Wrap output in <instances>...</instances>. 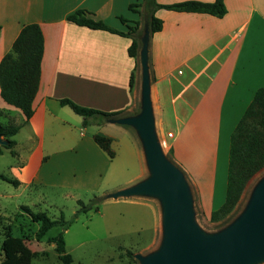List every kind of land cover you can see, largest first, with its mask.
<instances>
[{
  "label": "crops",
  "instance_id": "1",
  "mask_svg": "<svg viewBox=\"0 0 264 264\" xmlns=\"http://www.w3.org/2000/svg\"><path fill=\"white\" fill-rule=\"evenodd\" d=\"M148 1L153 0H0V62L24 26L37 24L44 35L34 114L27 122L21 120L16 135L23 134L15 148L24 151L14 148L22 159L18 189L24 184L63 188L66 183L73 189L67 175L80 170L84 159L95 169L92 156H103L94 135L111 138L113 148L116 133L128 132L109 122L84 127L83 118L73 117L60 100L69 98L108 113H132L141 99L140 52L138 58L129 56L131 37L78 26L68 16L86 10L93 19L123 33L138 26L141 40L149 26ZM189 1L216 0H155L159 5ZM223 1L226 14L221 18L156 9L163 28L150 31L148 47L159 138L169 144L172 161L186 173L208 219L218 182L225 189V200L231 135L256 91L264 87V0ZM131 5L139 6L131 9ZM91 128L95 132H89ZM158 227L159 217L155 233Z\"/></svg>",
  "mask_w": 264,
  "mask_h": 264
},
{
  "label": "rangeland",
  "instance_id": "2",
  "mask_svg": "<svg viewBox=\"0 0 264 264\" xmlns=\"http://www.w3.org/2000/svg\"><path fill=\"white\" fill-rule=\"evenodd\" d=\"M66 109L73 117L79 119L80 116L70 108ZM140 109L141 102L138 97L135 110L125 116L135 115ZM0 111L2 124H19L24 119L19 109L5 104L1 98ZM114 127H124L128 131L116 133L117 141L112 148L115 157L111 158L106 152H102L103 156L94 154L92 158H95L97 164L95 169L88 167V162L84 159L80 170L72 171L67 175L70 183L73 184V189L67 188V183L63 188L41 184L29 187L24 184L18 189L0 180V258L1 245L7 227H10L14 236L22 238L23 245L29 252L39 253L33 264H62L54 246L48 242L49 238L58 235L62 229L54 227L40 242L36 238L39 224L32 222L22 210V206H28L34 212H45L53 220L60 219L61 215L66 221L74 219L65 232L67 252L74 259L72 264H137L136 254L147 255L159 247L162 238L160 202L145 197L117 200L110 197L117 191L132 187L148 177L143 147L135 129L122 125ZM91 129L89 132H95L94 128ZM22 138L23 134H20L14 137V140L20 143ZM227 147H229L228 141ZM199 148L205 150L201 144ZM2 149L0 174L17 180L22 179L20 171L22 159L12 155L9 150ZM15 149L24 154L20 146ZM164 151L172 161L168 143L164 146ZM263 177L264 169L250 180L232 215V221L244 210L254 187ZM224 192V187L218 182L216 201L210 203V210H216L223 204ZM77 199L91 206V210L80 213L75 218L76 212L80 209ZM194 206L197 222L206 232L213 233L222 227L206 218L199 208L198 198L195 197ZM158 217L159 227L155 233ZM129 252L133 256L129 255Z\"/></svg>",
  "mask_w": 264,
  "mask_h": 264
},
{
  "label": "trees",
  "instance_id": "3",
  "mask_svg": "<svg viewBox=\"0 0 264 264\" xmlns=\"http://www.w3.org/2000/svg\"><path fill=\"white\" fill-rule=\"evenodd\" d=\"M147 1V0H146ZM149 26L152 33L160 32L163 28V21L155 16V10L164 8L167 10L187 13H200L223 17L226 14V7L223 0H216L214 3H202L189 1L174 5H159L153 1H148ZM139 5H131V9ZM126 22L124 18H121ZM68 21L78 26L87 27L93 30H105L120 36L131 37L132 44L128 53L132 58H138L142 46L138 26L130 27L128 33L119 32L102 21H97L89 16L86 10H77L68 16ZM44 55V35L42 29L37 24H29L22 28L19 36L13 43L12 49L0 62V98L7 105L19 109L25 121H29L33 114V102L38 94L41 75L42 60ZM133 87V75L130 81ZM62 106L70 108L75 114L83 118V126L87 127L93 122L99 124L107 123L109 120L126 117L123 112H103L97 109L79 105L69 98L60 100ZM2 112L0 111V118ZM18 124L0 123V136L8 141L7 145L0 146V154L5 148L12 155H16L14 148L16 141L14 137L20 131ZM96 144L106 152L111 158L115 157L112 150V139L102 135H94ZM264 169V87L259 88L254 98L246 109L243 117L237 124L231 135L229 151V169L227 178V189L224 203L210 214V221L217 223L221 228L232 222V215L239 205L242 196L250 180ZM0 180L18 187L20 182L0 174ZM80 209L76 212L75 218L80 213H87L91 206L83 201H78ZM22 210L30 217L32 222L39 224L36 234L37 240L41 241L47 233L54 227H60V232L55 237L49 238L48 242L54 246L58 259L62 264H72L74 259L67 252L65 232L74 221H66L61 215L60 219L53 220L45 212H34L28 206H22ZM219 227V228H220ZM220 228V229H221ZM219 229V230H220ZM0 264H33L38 252L31 253L23 245L22 238L14 236L10 227L4 236L1 245ZM129 255L133 256L131 252ZM139 264V262H136Z\"/></svg>",
  "mask_w": 264,
  "mask_h": 264
},
{
  "label": "water",
  "instance_id": "4",
  "mask_svg": "<svg viewBox=\"0 0 264 264\" xmlns=\"http://www.w3.org/2000/svg\"><path fill=\"white\" fill-rule=\"evenodd\" d=\"M149 39L150 30L146 25L140 51V112L108 121L135 129L148 169L145 180L110 197L115 200L154 198L161 206V243L147 255L136 254L135 259L139 264H264V177L254 187L244 210L228 225L209 233L198 224L190 183L185 173L166 155L157 132ZM7 143L0 136V146Z\"/></svg>",
  "mask_w": 264,
  "mask_h": 264
},
{
  "label": "built area",
  "instance_id": "5",
  "mask_svg": "<svg viewBox=\"0 0 264 264\" xmlns=\"http://www.w3.org/2000/svg\"><path fill=\"white\" fill-rule=\"evenodd\" d=\"M167 137L168 138H173V133H168L167 134ZM162 145H163V147L166 146V142L165 141H162Z\"/></svg>",
  "mask_w": 264,
  "mask_h": 264
}]
</instances>
